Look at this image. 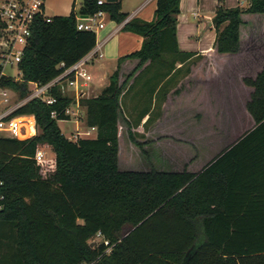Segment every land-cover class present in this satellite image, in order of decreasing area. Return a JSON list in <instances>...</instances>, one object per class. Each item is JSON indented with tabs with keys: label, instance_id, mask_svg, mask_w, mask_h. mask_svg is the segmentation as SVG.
<instances>
[{
	"label": "trees",
	"instance_id": "16d2710c",
	"mask_svg": "<svg viewBox=\"0 0 264 264\" xmlns=\"http://www.w3.org/2000/svg\"><path fill=\"white\" fill-rule=\"evenodd\" d=\"M98 10L116 23L128 16L121 0H82L78 12ZM178 13L179 0H156L152 20L123 24L140 48L117 59L96 95L78 98L94 137L62 134L57 121L74 100L56 87L55 103L34 98L10 114H32L36 132L0 137V264H264V0L219 6L212 46L197 54L178 48ZM74 18L35 21L20 79L0 65V86L22 98L28 81L46 83L91 51L96 33ZM2 38L0 27V50ZM146 75L149 94L133 115L123 98ZM175 126L185 139L171 141ZM42 147L53 155L36 160ZM98 231L108 252L91 245Z\"/></svg>",
	"mask_w": 264,
	"mask_h": 264
},
{
	"label": "built area",
	"instance_id": "2783aa9c",
	"mask_svg": "<svg viewBox=\"0 0 264 264\" xmlns=\"http://www.w3.org/2000/svg\"><path fill=\"white\" fill-rule=\"evenodd\" d=\"M104 1L106 0H97V4H102ZM242 4L243 2L240 1L239 5ZM106 14L107 13L103 10H98L90 15H82L76 12L74 18L75 26L78 30H87L97 33L105 26ZM51 17L52 16L45 13L43 0H0V27L3 31V47L0 50L1 74H4L3 70L7 66L17 67L24 49L30 42L34 22L38 19L49 21ZM129 19L130 18L126 17L120 23L124 24ZM87 59L88 58L85 56L82 57L46 83L28 81L29 92L22 98H18L16 94L8 88L0 86V137L20 139L22 131L27 132V129H33V133L30 134H35V119L32 114L17 116H10V114L28 100L34 98L40 99L46 104L55 103L56 97L51 93L54 87L60 89L62 92H65L68 87L73 88L76 93L74 105L79 107L78 94L82 89L88 86L91 80V75L85 68ZM14 79H20V72L19 77ZM11 94L15 95L14 99L11 97ZM70 105L71 104L64 108V114L68 116L71 114L75 115L70 109ZM50 115L55 117L56 112L52 110ZM93 132H95L94 127H87L82 132V135L83 137H90ZM77 139L78 137L75 136V140ZM34 158L36 160L46 159L41 148L37 150ZM101 243L107 246L105 252H108L111 247L101 232L98 231L92 238V244ZM99 257L100 256L95 260L82 264H95Z\"/></svg>",
	"mask_w": 264,
	"mask_h": 264
},
{
	"label": "crops",
	"instance_id": "0c3cea01",
	"mask_svg": "<svg viewBox=\"0 0 264 264\" xmlns=\"http://www.w3.org/2000/svg\"><path fill=\"white\" fill-rule=\"evenodd\" d=\"M155 5L156 0H142L138 7L134 11H132V13L129 14L126 12L128 14L127 18H138L137 15H140L141 17L143 16L142 20H152L154 18ZM235 6H237L236 3L234 5H231V7ZM151 7L153 11L150 10ZM57 10L60 11L62 9L57 8ZM145 10L147 12L143 13ZM209 14L210 18H208L207 21L205 20L206 28L202 29V26L196 31L194 35L193 33L187 31V29L182 25L176 24V40L179 50L189 51L197 54L199 52L208 51L211 48L215 38V29L211 22V18L214 13L213 11H210ZM196 16L197 15L195 14L194 17ZM98 32L99 41L97 42L96 38V44L94 48L85 55V57L88 58L85 63V68L90 73L91 80L89 81L88 86L80 91L77 98L84 96L85 94L90 92H95V94H97L100 89L107 84L108 76L115 69L117 59L122 55L139 49L142 43V37L140 35L130 30L124 29L123 24L116 23L113 20H110V22L108 24H105V26ZM180 65V63H177L175 67H179ZM110 68L112 70L111 73H107V70H109ZM149 77V75H146L142 78H139L136 81L134 87L131 88L130 91L127 92V94H125L123 100H125V98L128 100L130 98H138L137 102H141V100L143 101L149 94V92L146 91V88L148 89L150 84ZM166 78L167 77L159 82L155 91L157 90L158 86L166 81ZM102 81H105L104 84L100 85L99 89H95V85ZM170 85L173 86L174 81L169 83L168 88L171 87ZM155 91L153 92L152 96H154ZM65 93L69 97L73 98V100H75L76 93L73 88L68 87ZM71 104H74V102H72ZM140 108L141 106H138L136 109L132 107V112H137ZM126 109L128 112H130L128 110V107ZM81 110L84 111V108L81 107ZM146 116L147 115H144L142 117L141 123L146 119ZM200 166H202V163H200L197 168H200ZM254 209L255 208L252 207L250 210Z\"/></svg>",
	"mask_w": 264,
	"mask_h": 264
},
{
	"label": "rangeland",
	"instance_id": "374dc122",
	"mask_svg": "<svg viewBox=\"0 0 264 264\" xmlns=\"http://www.w3.org/2000/svg\"><path fill=\"white\" fill-rule=\"evenodd\" d=\"M82 0H43L44 2V9L45 13L49 16H65L68 15L71 11L73 12H78L79 7L81 5ZM142 0H121V7L122 11L127 12V13H132L138 5L140 4ZM242 1L243 4L240 5L242 7H245L248 3V0H179V13L176 16V24L182 25L189 31L190 33H193V35L196 33V31L201 28L205 29L206 24L205 20L207 21L208 18H210V11H213V13L216 11V9L220 6L222 8H231V5H234L235 3L239 5V2ZM57 8H61L62 10H57ZM147 10V8H146ZM144 11L143 13L147 12ZM149 10V9H148ZM151 11L152 7L150 8ZM197 15L194 17V15ZM144 15V14H141ZM152 15V13H151ZM214 15V14H213ZM139 19L142 20V17L140 15H137ZM147 17V16H146ZM212 19V18H211ZM150 21V20H149ZM110 22V19L108 15H105V24H108ZM96 38L97 42L99 41V32L96 33ZM111 68L107 70V73H111ZM3 73L5 75L18 78L19 77V71L17 70L16 66H7L4 68ZM105 81L99 82L98 84L95 85V89H99V86L104 84ZM66 94V93H65ZM96 95L95 92H90L85 94L84 96H93ZM155 95V94H154ZM11 97L13 99L15 98L14 94H11ZM156 100H153V110H157V100L158 96L156 94L155 96ZM138 98H130L129 100L125 98L124 104L126 108L128 107V110L130 111L129 113L134 115V112L132 107L135 109L138 106H141L144 104V102L141 100V102H137ZM140 100V99H139ZM70 109L72 112L75 113V115H70L69 119L67 120H58L57 124L62 132V134L69 138L70 140L75 141V136L78 138L83 137L82 132L87 128L86 123H85V114L84 111L81 110V106L76 107L74 104L70 105ZM153 111V113H154ZM152 113V114H153ZM205 123L210 122V120H203ZM223 122V121H222ZM141 123V122H140ZM123 131V138L125 141H127V135L125 134V128L124 126L121 128ZM136 131L143 133L145 135V130L142 124L136 126ZM173 136H171V141H178L175 137L185 139V136L181 134L180 129L178 126H175L173 128ZM193 131V130H191ZM33 135V134H32ZM156 134H148L146 135L147 139H152L155 137ZM31 136V134H28L27 132L22 131V135L20 136V139L26 138ZM95 132L90 135V137H94ZM188 137L191 136L193 139L195 137H199L197 134L194 132L189 133L187 135ZM164 136H159L158 139L163 138ZM167 137V136H165ZM140 138V137H139ZM155 138L154 140H156ZM120 146L123 148V141L121 139L120 141ZM44 152L45 157H51L53 155V152L47 148V147H42L41 148ZM131 156V155H130ZM141 155L138 150L135 151V153L131 157L126 158L127 164L132 167H137L139 165V162L141 160Z\"/></svg>",
	"mask_w": 264,
	"mask_h": 264
},
{
	"label": "bare ground",
	"instance_id": "6f19581e",
	"mask_svg": "<svg viewBox=\"0 0 264 264\" xmlns=\"http://www.w3.org/2000/svg\"><path fill=\"white\" fill-rule=\"evenodd\" d=\"M27 133L28 134L33 133L32 129H27Z\"/></svg>",
	"mask_w": 264,
	"mask_h": 264
},
{
	"label": "water",
	"instance_id": "95a60500",
	"mask_svg": "<svg viewBox=\"0 0 264 264\" xmlns=\"http://www.w3.org/2000/svg\"><path fill=\"white\" fill-rule=\"evenodd\" d=\"M107 2H113V1H115V0H106ZM91 245H92V243H91Z\"/></svg>",
	"mask_w": 264,
	"mask_h": 264
}]
</instances>
